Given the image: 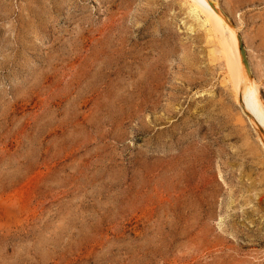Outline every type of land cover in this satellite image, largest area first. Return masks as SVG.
<instances>
[{
    "label": "rangeland",
    "instance_id": "374dc122",
    "mask_svg": "<svg viewBox=\"0 0 264 264\" xmlns=\"http://www.w3.org/2000/svg\"><path fill=\"white\" fill-rule=\"evenodd\" d=\"M209 1L0 0V264H264V0Z\"/></svg>",
    "mask_w": 264,
    "mask_h": 264
},
{
    "label": "bare ground",
    "instance_id": "6f19581e",
    "mask_svg": "<svg viewBox=\"0 0 264 264\" xmlns=\"http://www.w3.org/2000/svg\"><path fill=\"white\" fill-rule=\"evenodd\" d=\"M189 5H190V7H191V9H192V11L194 13H196L199 16H203L204 17V19H203L204 20V25L205 26H209L211 28V30L213 31V34H214L213 36L216 38L217 37V35H216L217 22L220 21V20H222L224 22H227L224 18H222V15H221L222 13L221 14L218 13L216 11L215 7L210 4L209 0H195V2L193 4L190 3ZM231 33H232V35L231 34L230 35L233 36L232 41L234 42V47H235L234 49H235V52H236V60H237L236 73H235L236 76H237L236 83H238L237 87H241L242 78H243V69H244L243 68V63H245V57L242 54V50H244L246 55H247V51L245 50L243 42H241V44H240V42L238 40H236L235 34L233 32H231ZM247 61L249 62L248 55H247ZM245 66H246L247 71H248L247 73L249 74V76H251L252 74H251L250 63H249V66H247L246 63H245ZM245 80H246V83H245V86L244 85L243 86H244L245 91H246L245 93H247V98L249 99L248 96L253 91V85H252V82L249 80V78H248L246 73H245ZM239 89H241V88H239ZM247 103H248L247 105H248L249 109H251L249 101Z\"/></svg>",
    "mask_w": 264,
    "mask_h": 264
},
{
    "label": "water",
    "instance_id": "95a60500",
    "mask_svg": "<svg viewBox=\"0 0 264 264\" xmlns=\"http://www.w3.org/2000/svg\"><path fill=\"white\" fill-rule=\"evenodd\" d=\"M242 54H243V56L245 57V63H246V65L249 66V62L247 61V55H246V53L244 52V50H242Z\"/></svg>",
    "mask_w": 264,
    "mask_h": 264
}]
</instances>
